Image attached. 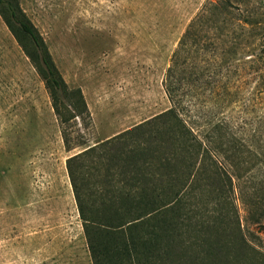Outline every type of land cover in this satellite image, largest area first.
Here are the masks:
<instances>
[{"label": "rangeland", "instance_id": "1", "mask_svg": "<svg viewBox=\"0 0 264 264\" xmlns=\"http://www.w3.org/2000/svg\"><path fill=\"white\" fill-rule=\"evenodd\" d=\"M19 3L89 117L68 124V151L43 80L0 16V264H93L66 162L171 108L172 55L209 3L219 8L180 68L192 92L178 109L200 140L216 141L217 125L226 149L239 146L227 154L238 170L218 159L233 177L242 229L264 250L263 222L252 220L264 213V0Z\"/></svg>", "mask_w": 264, "mask_h": 264}, {"label": "trees", "instance_id": "2", "mask_svg": "<svg viewBox=\"0 0 264 264\" xmlns=\"http://www.w3.org/2000/svg\"><path fill=\"white\" fill-rule=\"evenodd\" d=\"M217 8L205 7L172 55L164 80L171 108L66 162L93 264H264V250L248 240L231 201L233 177L218 159L238 170L241 163L227 154L237 155L239 146L226 149L217 125L216 141L208 133L200 140L178 109L192 92L184 93L188 80L180 68L200 48ZM0 16L43 80L71 151L68 124L89 117L82 90L68 87L19 0H0ZM198 193H207L202 206L194 203ZM261 218L252 220L264 226Z\"/></svg>", "mask_w": 264, "mask_h": 264}]
</instances>
